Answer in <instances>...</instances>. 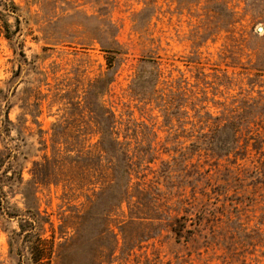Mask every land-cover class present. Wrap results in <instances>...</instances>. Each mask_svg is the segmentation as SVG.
I'll return each instance as SVG.
<instances>
[{"label":"rangeland","instance_id":"obj_1","mask_svg":"<svg viewBox=\"0 0 264 264\" xmlns=\"http://www.w3.org/2000/svg\"><path fill=\"white\" fill-rule=\"evenodd\" d=\"M0 13L20 27L0 36V264L28 263L14 243L28 209L52 264H264V0Z\"/></svg>","mask_w":264,"mask_h":264},{"label":"trees","instance_id":"obj_2","mask_svg":"<svg viewBox=\"0 0 264 264\" xmlns=\"http://www.w3.org/2000/svg\"><path fill=\"white\" fill-rule=\"evenodd\" d=\"M5 6H8L5 4ZM12 8L13 9H17V7L15 6L14 3H12ZM0 20H2L0 22V36L4 35L6 38H12V35L14 33H17L20 30V27L17 26L15 31H11V27L8 23V21L3 18V15L0 13ZM19 23V21H17ZM108 53H111L110 50H106ZM147 63H153L152 59H145L144 60ZM114 62L115 59L114 57H108V63H109V67H114ZM156 69L154 71V75L152 76V84L151 86H153V88L155 89L157 82H158V77H159V69ZM104 81V78H98L97 80L94 81L93 83V87L94 89H99L100 88V83ZM146 82L148 83L149 80H146V76L144 75V73H141L139 76L136 77L134 84H133V89L142 96V89L144 88V86H142L143 84H146ZM152 88V90H154ZM153 91H149V93L147 94H151ZM100 107V111H104L102 113V115L99 116V118H104L105 121L108 122H113L112 119L114 117V113L112 111H107V109H105L102 106ZM94 112V114H97L96 111H92ZM99 115V114H98ZM115 137L112 138V140H110L111 142V146L109 147L108 145H106L105 143H101L103 151H107V149L109 150V148L116 149L118 150V144L120 143ZM103 141V140H102ZM123 152V151H120ZM123 157H127L126 153H122ZM3 160H1L0 158V162L2 163ZM45 168V165H39L38 171L35 172V175H39L43 172ZM127 172V170H125ZM19 175V179L22 180V174H18ZM1 177H0V204L2 205L4 202V193L2 191L1 188ZM16 214H11V216H13ZM18 216V215H17ZM20 216H22V218H24L25 222L20 224V228L21 231L19 233H15L16 234V238L14 243L16 244V247L20 253V257H23L26 255V252L29 254L28 257V263L27 264H52L53 261V256H54V248H55V239L54 238H47L45 237L39 230V226L41 221L43 220L40 212L39 211H33L31 209L27 210V214L23 213L20 214ZM14 243L12 245H14Z\"/></svg>","mask_w":264,"mask_h":264}]
</instances>
